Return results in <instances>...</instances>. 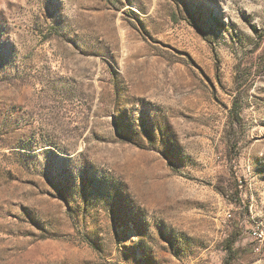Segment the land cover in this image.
<instances>
[{"label": "rangeland", "instance_id": "obj_1", "mask_svg": "<svg viewBox=\"0 0 264 264\" xmlns=\"http://www.w3.org/2000/svg\"><path fill=\"white\" fill-rule=\"evenodd\" d=\"M262 224L264 0H0V264H264Z\"/></svg>", "mask_w": 264, "mask_h": 264}, {"label": "built area", "instance_id": "obj_2", "mask_svg": "<svg viewBox=\"0 0 264 264\" xmlns=\"http://www.w3.org/2000/svg\"><path fill=\"white\" fill-rule=\"evenodd\" d=\"M248 235L258 243L264 245V224L254 227L252 229H249ZM259 250V247L257 248V251Z\"/></svg>", "mask_w": 264, "mask_h": 264}]
</instances>
